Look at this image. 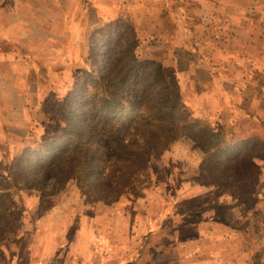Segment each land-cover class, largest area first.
Returning <instances> with one entry per match:
<instances>
[{
    "label": "rangeland",
    "instance_id": "374dc122",
    "mask_svg": "<svg viewBox=\"0 0 264 264\" xmlns=\"http://www.w3.org/2000/svg\"><path fill=\"white\" fill-rule=\"evenodd\" d=\"M85 2V6L83 0L75 4V30L64 29L65 19L59 20L54 25L53 40L44 42L39 38L40 33L31 32L23 41L13 38L12 46L5 48L8 55H0V213L5 217L4 226H0V264H114L121 258V251H135L148 242L153 225L160 222L159 216L165 212L172 213L174 224L171 230L169 228L167 239L163 241L166 235H157L153 245L176 250L183 237L194 239L199 236L200 242L194 251H235L236 264H264V167L247 181H221L206 169H199L205 153L196 149L189 139L173 142L164 153L153 146L147 161L140 162L132 168L133 172H129L122 187L124 194H117V200V196L110 198L112 194L107 196L101 190L104 186H96L95 179L89 182L85 177L82 180L71 178L60 190L50 183L41 190L31 189L28 185L22 173L28 165L19 166L17 160L25 148L37 146L32 145L35 139L41 141L51 131L58 132V128H52L49 117L81 105L87 107L88 113L99 109L98 97L92 93L102 91V88L93 87L91 80L101 60L96 55L99 53L97 46L105 35L115 31L128 32L131 28L130 35L139 32L145 38L154 36L165 47L166 39L157 27H165L169 38L172 22L181 17L193 30L190 33L193 43L202 37L194 30L202 20L198 0ZM18 5L15 3L13 8L30 13ZM78 31L84 32L82 36ZM191 42L185 44L188 46ZM17 44H21L20 47H14ZM74 44L76 49L71 50ZM202 44L204 46L205 42ZM187 46H183L184 49ZM3 49L1 46L0 51ZM197 55L190 52L186 58L196 60ZM166 60H169L168 56ZM185 65L184 62L177 70L165 61L173 95L210 118L214 114L210 113L211 108L221 106L219 99L207 97L212 93L211 89H205L204 94L198 96L192 74L184 81L180 79L178 71ZM2 75L6 77L4 80ZM250 75L255 77L257 73L249 72ZM16 78V84L25 85L18 92L13 85ZM260 84L259 81L252 82L247 92L256 91ZM85 86H89L88 95H79ZM231 91L226 87L227 97ZM251 101L240 99L237 102L244 108L249 104L254 111L253 117L241 109L234 111L237 107L226 106L221 110L230 116L226 118L224 114L220 124L229 125L228 133H262L264 97ZM6 104L27 105L9 111L12 106ZM103 104L99 109L101 114L109 111L102 107ZM202 106L209 111L196 109ZM137 115L126 109L120 122L124 124ZM24 135L26 138L22 141ZM113 161L110 159L108 165H113ZM11 172L14 176L9 178ZM108 181L106 187L110 184L114 187L111 177ZM180 211L183 213L177 216ZM216 212L221 213L215 216ZM222 236L226 239L219 242ZM182 251L191 250L185 248Z\"/></svg>",
    "mask_w": 264,
    "mask_h": 264
},
{
    "label": "trees",
    "instance_id": "16d2710c",
    "mask_svg": "<svg viewBox=\"0 0 264 264\" xmlns=\"http://www.w3.org/2000/svg\"><path fill=\"white\" fill-rule=\"evenodd\" d=\"M172 23L171 34L176 28L175 22ZM130 29H127L129 33L115 31L116 34L105 35L97 46L96 55L101 60L91 81L93 87L100 86L102 91L92 94L98 97L99 109L104 103L102 107L109 111L101 114L98 109L88 113L84 105L59 111L49 117V123L52 128H58V132L51 131L41 141L35 139L32 145L37 146H29L21 152L17 165L27 163L22 173L31 189L41 190L50 183L60 190L71 178L82 180L85 177L89 182L95 179L96 186H104L101 190L107 196L112 194L110 198L123 195L122 187L129 172L140 162L147 161L153 146L162 153L169 150L173 142L183 139H189L196 149L205 153L200 170L206 169L225 182L254 178L264 167V121L260 134L228 133L229 125H220L226 113H214L208 118L188 107L173 95L168 83L167 48L154 37L145 38L139 32L130 35ZM89 52L92 53L91 45ZM109 89L113 91H107ZM87 92L89 86L79 95L85 96ZM126 109L138 115L123 124L120 120ZM246 114L253 117L251 113ZM229 117L226 114V118ZM25 138L24 135L22 141ZM112 158L113 165H108ZM10 176L14 174L11 172ZM110 177L114 187L105 185ZM2 214L0 226L5 224Z\"/></svg>",
    "mask_w": 264,
    "mask_h": 264
},
{
    "label": "crops",
    "instance_id": "0c3cea01",
    "mask_svg": "<svg viewBox=\"0 0 264 264\" xmlns=\"http://www.w3.org/2000/svg\"><path fill=\"white\" fill-rule=\"evenodd\" d=\"M77 2L79 0H0V33H3L0 37V47H4L0 51V55L1 53L4 56L8 55L9 51L5 48L12 46L10 42L14 40L13 38L23 41L22 39H26V36L28 37L31 32L32 34L40 33L39 38L44 42L53 40V33L56 31L54 25L58 24L59 20L65 19L64 29L75 30L76 27L75 25L73 27V24H75L76 17H73V12ZM83 2L85 6V0ZM198 2L202 20H199V24L194 30L202 34V37L198 38L199 41L201 40L200 43L198 39L193 43L190 38V33L193 30L186 26L185 19L181 17L175 19L176 26L174 27L176 28L173 34L170 31L169 38H167L168 30L165 27H157L163 32V38L166 39L165 48L170 50L167 51L169 60H166V63L172 68L176 67V69L181 67L184 62L186 63L179 69V77L184 81L190 78L192 74L198 96L204 94L205 89H211L212 93H209L207 97L214 98L216 96L221 106L216 109L214 107V110L211 108L210 113L219 112L221 115V112L222 114L225 113L221 110H225L227 106L228 108L237 107L234 111L241 109L254 114L248 103L244 108V105L239 106L237 101L247 99L248 102L252 103L251 100L256 97H264V83L260 80H264V0H198ZM15 3L21 5V8H26L30 13L13 8ZM259 3L262 5L259 6ZM10 6L12 7L10 8ZM83 17L86 18L85 13ZM88 18L90 20V16ZM78 32L82 36L83 31ZM205 32H207V36ZM183 39L185 40L183 41ZM30 40L33 41L32 38ZM189 42L191 43L187 46L186 44ZM203 42H205L204 46ZM207 44H210V47ZM20 45L17 44L14 47H20ZM183 46H187L186 49L188 50L186 51ZM75 49L74 44L71 50ZM178 50L179 54L177 53ZM190 52L198 54L196 60L186 58ZM249 72L257 73V76H249ZM1 78L4 80L6 77L2 75ZM254 81H259L261 88L257 87L255 88L256 91L252 90V93H248L247 89ZM16 82L17 78L13 85L18 92L25 85L19 86ZM226 87L232 90L228 97L225 93ZM204 103L201 101V105ZM10 105L12 109L9 108L8 110L15 111L18 107H26L27 104L16 106L6 104L9 107ZM196 109L203 112H205L204 110L209 111L203 106ZM181 213L183 212L177 213V216ZM159 218L160 222L155 226L153 225L148 242L144 243L143 247H137L135 251H121V258L116 259L114 264H236L235 251H220L219 249H217L218 251H194L200 242L199 236L194 239L183 237L181 246H177V251L174 247L153 245L157 235H166L163 240L165 241L174 224L172 213L171 215L166 212L162 213ZM227 233L228 231H225V234ZM224 239L226 237L222 236L219 242ZM185 248L191 251H182ZM73 254L76 256L75 253ZM173 255L177 258L173 259L171 257ZM181 256H186V258L182 259ZM101 263L107 264L108 262Z\"/></svg>",
    "mask_w": 264,
    "mask_h": 264
}]
</instances>
